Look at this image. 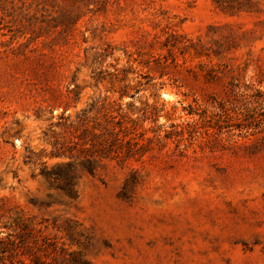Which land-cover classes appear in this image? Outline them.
<instances>
[{
	"label": "rangeland",
	"instance_id": "1",
	"mask_svg": "<svg viewBox=\"0 0 264 264\" xmlns=\"http://www.w3.org/2000/svg\"><path fill=\"white\" fill-rule=\"evenodd\" d=\"M74 28L54 59L0 49V264H264V0Z\"/></svg>",
	"mask_w": 264,
	"mask_h": 264
},
{
	"label": "trees",
	"instance_id": "2",
	"mask_svg": "<svg viewBox=\"0 0 264 264\" xmlns=\"http://www.w3.org/2000/svg\"><path fill=\"white\" fill-rule=\"evenodd\" d=\"M115 0H0V44L4 52L27 55L43 61L61 57L73 45L74 27L88 12L105 11ZM24 39V41H21ZM46 178L62 176L63 188L73 192L74 176L68 170L42 168ZM10 239L1 240V252L13 258ZM7 252V253H6ZM8 257V255H7Z\"/></svg>",
	"mask_w": 264,
	"mask_h": 264
}]
</instances>
